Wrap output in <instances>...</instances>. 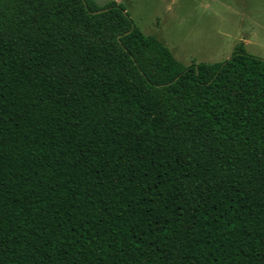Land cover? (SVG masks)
Segmentation results:
<instances>
[{"label": "trees", "instance_id": "trees-1", "mask_svg": "<svg viewBox=\"0 0 264 264\" xmlns=\"http://www.w3.org/2000/svg\"><path fill=\"white\" fill-rule=\"evenodd\" d=\"M0 264H264V57L0 0Z\"/></svg>", "mask_w": 264, "mask_h": 264}, {"label": "rangeland", "instance_id": "rangeland-1", "mask_svg": "<svg viewBox=\"0 0 264 264\" xmlns=\"http://www.w3.org/2000/svg\"><path fill=\"white\" fill-rule=\"evenodd\" d=\"M116 1L145 34L160 38L186 65L222 61L239 43L264 57V0Z\"/></svg>", "mask_w": 264, "mask_h": 264}]
</instances>
